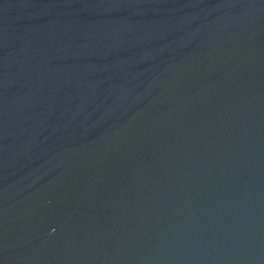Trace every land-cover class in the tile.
Listing matches in <instances>:
<instances>
[{
    "label": "water",
    "instance_id": "water-1",
    "mask_svg": "<svg viewBox=\"0 0 264 264\" xmlns=\"http://www.w3.org/2000/svg\"><path fill=\"white\" fill-rule=\"evenodd\" d=\"M0 264H264V0H0Z\"/></svg>",
    "mask_w": 264,
    "mask_h": 264
}]
</instances>
